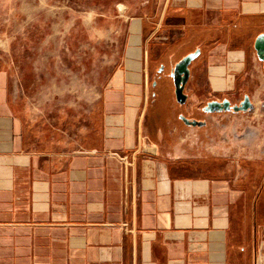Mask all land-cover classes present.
Here are the masks:
<instances>
[{"label":"crops","instance_id":"0c3cea01","mask_svg":"<svg viewBox=\"0 0 264 264\" xmlns=\"http://www.w3.org/2000/svg\"><path fill=\"white\" fill-rule=\"evenodd\" d=\"M161 3L129 22L98 121L77 132L28 119L0 18V264H264V130L176 120L203 91L263 101L264 0Z\"/></svg>","mask_w":264,"mask_h":264},{"label":"rangeland","instance_id":"374dc122","mask_svg":"<svg viewBox=\"0 0 264 264\" xmlns=\"http://www.w3.org/2000/svg\"><path fill=\"white\" fill-rule=\"evenodd\" d=\"M161 1L0 0L2 33L10 39L11 81L28 106V119L38 121L42 133L55 121L58 131L93 126L98 121L94 100L124 58L129 22L157 13ZM244 93L235 92L230 104H238ZM252 93L254 103L246 111H206L213 95L203 91L178 112L215 128L217 137L243 132L256 142V132L264 130V99ZM176 120L180 127L192 126L177 115Z\"/></svg>","mask_w":264,"mask_h":264},{"label":"water","instance_id":"95a60500","mask_svg":"<svg viewBox=\"0 0 264 264\" xmlns=\"http://www.w3.org/2000/svg\"><path fill=\"white\" fill-rule=\"evenodd\" d=\"M254 48L256 50L257 56L260 60L264 61V32L260 33L254 41ZM196 57V52H191L184 57H182L173 68V80L175 86V96L178 102L183 103L185 101L184 86L189 78V64ZM252 107V103L248 95H244L242 100L238 104H230L228 99L222 100H210L204 106V110L214 112L220 110H232L246 111ZM181 119L192 126L204 125V121L189 119L184 115L180 116Z\"/></svg>","mask_w":264,"mask_h":264}]
</instances>
